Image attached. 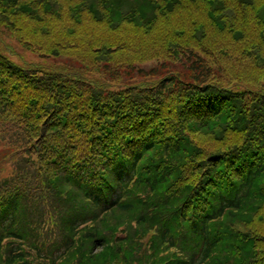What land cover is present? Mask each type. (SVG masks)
<instances>
[{
	"label": "trees",
	"instance_id": "obj_1",
	"mask_svg": "<svg viewBox=\"0 0 264 264\" xmlns=\"http://www.w3.org/2000/svg\"><path fill=\"white\" fill-rule=\"evenodd\" d=\"M263 80L264 0H0V264H264Z\"/></svg>",
	"mask_w": 264,
	"mask_h": 264
},
{
	"label": "rangeland",
	"instance_id": "obj_2",
	"mask_svg": "<svg viewBox=\"0 0 264 264\" xmlns=\"http://www.w3.org/2000/svg\"><path fill=\"white\" fill-rule=\"evenodd\" d=\"M3 32H5V30H3ZM8 34V33H7ZM9 35H6V33L4 34L3 38L6 41V43L8 42L11 45V50L10 51H6L13 60L15 61H22V60H27V61H40V62H48L51 64H55L53 61H51L49 58H42L40 57L37 53L31 52L29 50L24 49L16 40L8 37ZM209 46L210 50H214V46L213 44H209L207 45ZM57 60V61H56ZM67 62L68 61L65 58H58L55 59V62ZM152 65H157L156 62H148L146 65H143V67L146 68H151ZM259 76V74H253L252 77L247 76L245 79L248 81H256L257 77ZM253 84H256L258 86L264 84V80L262 82H254ZM1 157V154H0ZM0 164H2V161L0 159ZM6 172H1V175H4Z\"/></svg>",
	"mask_w": 264,
	"mask_h": 264
}]
</instances>
